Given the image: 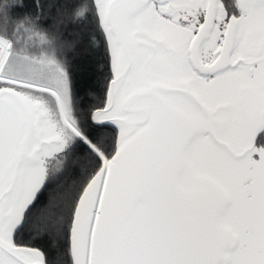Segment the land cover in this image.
Here are the masks:
<instances>
[{
  "label": "snow or ice",
  "instance_id": "1",
  "mask_svg": "<svg viewBox=\"0 0 264 264\" xmlns=\"http://www.w3.org/2000/svg\"><path fill=\"white\" fill-rule=\"evenodd\" d=\"M0 264H264V0H0Z\"/></svg>",
  "mask_w": 264,
  "mask_h": 264
},
{
  "label": "trees",
  "instance_id": "2",
  "mask_svg": "<svg viewBox=\"0 0 264 264\" xmlns=\"http://www.w3.org/2000/svg\"><path fill=\"white\" fill-rule=\"evenodd\" d=\"M70 3L78 2V0H69Z\"/></svg>",
  "mask_w": 264,
  "mask_h": 264
},
{
  "label": "flooded vegetation",
  "instance_id": "3",
  "mask_svg": "<svg viewBox=\"0 0 264 264\" xmlns=\"http://www.w3.org/2000/svg\"><path fill=\"white\" fill-rule=\"evenodd\" d=\"M38 43V42H37Z\"/></svg>",
  "mask_w": 264,
  "mask_h": 264
}]
</instances>
